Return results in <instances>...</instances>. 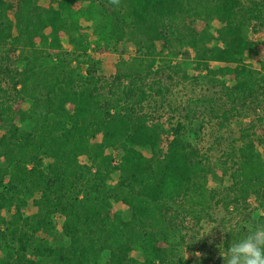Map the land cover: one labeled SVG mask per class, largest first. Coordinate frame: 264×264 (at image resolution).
Returning <instances> with one entry per match:
<instances>
[{
    "label": "trees",
    "instance_id": "trees-1",
    "mask_svg": "<svg viewBox=\"0 0 264 264\" xmlns=\"http://www.w3.org/2000/svg\"><path fill=\"white\" fill-rule=\"evenodd\" d=\"M40 1L0 0V58L13 55L18 62L16 94L3 90L0 100V264H100L104 257L105 264H212L177 248L176 235L185 238L176 219L181 212L204 215L213 201L228 209L247 205L253 194L264 205V158L255 140L245 139L230 155L233 186L219 197L208 187L201 153L184 136L185 124L169 128L138 107L151 91H161L148 78L174 45L192 47L209 72L234 75L236 84H222L234 107L264 99V59L259 70L246 62V52L258 46L250 21L264 25V0H50L48 7ZM80 17L94 21V40ZM199 21L206 24L202 30ZM63 33L76 53L71 60ZM94 41L140 49L118 65L113 95L101 92L108 82L96 77L100 62L89 54ZM49 50L64 54L49 61ZM212 61L226 65L212 69ZM168 67L189 78L184 68ZM17 99L29 108H16ZM253 135L248 129L245 136ZM165 136H171L166 146ZM116 148L122 151L117 163L108 151ZM84 155L90 165L82 163ZM30 199L38 210L25 216ZM114 201L128 207L127 215L114 211ZM56 214L65 217L62 234L55 232Z\"/></svg>",
    "mask_w": 264,
    "mask_h": 264
},
{
    "label": "rangeland",
    "instance_id": "rangeland-1",
    "mask_svg": "<svg viewBox=\"0 0 264 264\" xmlns=\"http://www.w3.org/2000/svg\"><path fill=\"white\" fill-rule=\"evenodd\" d=\"M9 1L15 4L17 2V0ZM244 1L249 3L250 0ZM40 5L48 7L50 0H41ZM250 22L249 36L258 42V46L246 52V62L259 70L264 59V25L258 20ZM80 23L92 34L94 21H88L80 17ZM205 25L203 21L195 24L198 30H202ZM217 26L215 23L212 30L214 31ZM62 35L64 36L66 54H68H65V57H67V60H71L76 53H74L68 39L65 38L66 35L64 33ZM91 39H95L93 34ZM96 45L94 41L89 50V54L93 59L100 62L95 74L97 78H105L101 81V84L108 82L101 92L106 96L113 95L116 87L115 84L111 87V84L114 81V76L116 77L119 73L118 65L123 60L133 61L135 56L140 55V49L131 42L121 43L116 50ZM158 49H162L160 42ZM186 51L189 52L187 56L184 55ZM47 53L49 58L47 60L49 61L64 54V52L54 50H49ZM194 54V49L188 46L179 47L174 45V47L165 50L162 56L163 59L159 58L155 65L154 74L148 78V84L154 85L155 88L160 87L161 91L157 93L156 90L151 91L147 101L141 106V111L140 107L138 109L139 113L143 111L144 114H152L154 118L160 120L169 128L177 126L178 123L185 124V138L197 147L201 153L202 161L206 163L209 170L208 187L212 190L215 189L217 193L219 192L220 197L224 196L233 186L231 178L233 160L230 159V155L234 149H238L244 144L245 139L255 140L256 148L264 158V99L261 97L262 101L259 99L254 104L248 102L246 108L234 107L233 102L226 97L222 87L223 83L230 87L236 84L234 75L209 72L206 67L198 65ZM0 63L3 65L0 64L1 100L4 95L3 90H6V95L16 94L13 76L16 74L15 70L18 62L15 56L12 55V58H8L4 62L0 58ZM76 64L74 62V65ZM169 64L179 66L177 67L178 71L184 68L189 78H184L182 72L175 73L174 70L169 69ZM225 65L222 62L212 61L210 68L219 69ZM86 68L83 69L85 75L87 74ZM123 83L127 84L128 81L124 80ZM14 101L12 100V102ZM14 106L26 109L29 108L30 104L17 99ZM248 129L252 130L253 138L245 136ZM2 133H4V128L0 123V134ZM101 138L102 135H99V140ZM170 138L165 136V146ZM108 151L113 154L115 163L120 161L122 156L120 148L109 149ZM144 152L148 156L152 155V152L148 149H145ZM81 161L84 164H91L86 155L81 157ZM119 178V173H114L112 182L118 181ZM37 197L39 196L37 195ZM174 209H176V205H174ZM22 210L25 216H29L36 213L38 209L34 205L33 199H30L29 204L23 206ZM199 210H201L200 206L195 212L197 213ZM114 211L127 215L128 207L121 202L114 201ZM15 212L16 208L13 207L4 210L3 214L5 217L11 218ZM179 215L181 216L176 219V222L180 227V234L185 239L181 240L180 235H176L177 248L182 250L188 259L211 258L212 264L216 262L224 264L220 252L223 253L230 246V243L238 242L241 239V235L238 234L247 233L249 228L264 224V205L253 194L250 196L247 205L232 204L231 208L228 209L223 203L213 201L206 207L204 215L196 214L188 218H185V212H181ZM199 216H202V219ZM53 219L56 224L55 232L62 234L65 217L56 214ZM41 236L50 238L45 232H42ZM179 241L182 244L179 245ZM133 255L138 259H144L141 252L135 251ZM105 262L106 257L100 264H105Z\"/></svg>",
    "mask_w": 264,
    "mask_h": 264
},
{
    "label": "clouds",
    "instance_id": "clouds-1",
    "mask_svg": "<svg viewBox=\"0 0 264 264\" xmlns=\"http://www.w3.org/2000/svg\"><path fill=\"white\" fill-rule=\"evenodd\" d=\"M112 2L118 3V0ZM220 255L224 264H264V224L249 228L243 238L230 243Z\"/></svg>",
    "mask_w": 264,
    "mask_h": 264
}]
</instances>
